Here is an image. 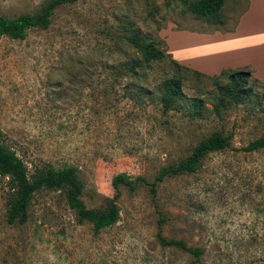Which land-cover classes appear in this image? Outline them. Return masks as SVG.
<instances>
[{
	"label": "rangeland",
	"instance_id": "rangeland-1",
	"mask_svg": "<svg viewBox=\"0 0 264 264\" xmlns=\"http://www.w3.org/2000/svg\"><path fill=\"white\" fill-rule=\"evenodd\" d=\"M51 1L0 0V16L40 14ZM192 1L78 0L57 8L48 29H30L21 41L0 39V142L29 174L45 164L76 167L88 209H102L114 196L116 175L152 183L213 132L232 134L230 148L207 155L195 174L166 178L154 195L143 183L132 194L120 187L119 220L98 234L78 222L63 190L36 192L26 223L8 224L10 191L0 177V264H264V150L242 151L264 136V82L250 67L241 69L251 75L252 97L219 117L215 82L226 83L224 70L194 75L174 60L161 34L234 31L250 2L225 0L220 23L189 13ZM143 39L162 59L144 63L136 47ZM137 62L144 66L133 73ZM170 79L181 82V95L163 112ZM192 99L201 105L194 118ZM159 231L202 254L163 247Z\"/></svg>",
	"mask_w": 264,
	"mask_h": 264
},
{
	"label": "trees",
	"instance_id": "trees-1",
	"mask_svg": "<svg viewBox=\"0 0 264 264\" xmlns=\"http://www.w3.org/2000/svg\"><path fill=\"white\" fill-rule=\"evenodd\" d=\"M78 0H52L40 14H26L18 18L11 19L0 16V39L9 37L13 40H24L26 32L30 29L46 30L51 24V17L55 10L65 5H72ZM225 0H195L186 5V10L198 19L209 22H222L220 11ZM132 40L136 39L135 35ZM136 43V47L141 53L144 63L158 61L162 59L163 53L159 51L154 43ZM144 63L137 62L131 66V71L136 73V69L143 67ZM177 64V63H175ZM177 66H181L177 64ZM194 75L202 76L200 72L194 71ZM226 77L224 85L215 82L218 92L217 103L214 110L220 117L222 109L234 104H242L252 97V90L248 87L250 73L241 69H225L219 77ZM181 82L178 79H170L164 82L160 97V104L163 112L173 110L180 93ZM201 105L198 99L190 100V116L196 117L199 114ZM2 133L0 131V139ZM232 134L224 135L220 131L213 132L209 137L201 140L194 147L190 156L181 160L175 166L163 167L152 183H147L143 178L131 179L125 174H118L112 180L114 196L106 198L102 209H88L81 196L83 194V184L78 176V170L74 166H64L55 168L51 164L36 168L29 174L23 161L14 151L0 142V177L8 180L7 185L10 191L7 202L6 220L10 225H24L28 218V207L34 194L43 189L48 191H61L65 193L66 203L69 209L75 211L78 222H89L98 234L101 230L112 227L119 220V208L117 206L120 197V187L126 188L128 193H134L140 183L147 184L150 192L154 195L156 187L166 178L178 177L184 174L197 173L206 158L211 153H216L230 148ZM264 150V136L248 143L242 148L243 152L254 153ZM163 218L160 219V225ZM157 238L163 247H175L184 250L197 258L202 254L199 249L188 248L182 240H167L159 231Z\"/></svg>",
	"mask_w": 264,
	"mask_h": 264
},
{
	"label": "crops",
	"instance_id": "crops-1",
	"mask_svg": "<svg viewBox=\"0 0 264 264\" xmlns=\"http://www.w3.org/2000/svg\"><path fill=\"white\" fill-rule=\"evenodd\" d=\"M248 1L250 2L248 12L242 15L234 31L225 34L216 32L213 35L162 31L161 34L167 40L170 55L182 66L207 75L217 74L225 69L250 67L255 78L264 82V0ZM256 11L262 13L260 22H255ZM260 18L257 19L260 20ZM247 21L248 24L252 23L249 25L250 28L245 27ZM173 37L176 39L173 47L180 61L173 55ZM179 44L187 47L188 50L183 51L179 48ZM195 49H198L196 54L193 51L189 52ZM203 49L205 53L201 51ZM205 54H209L210 57L201 60Z\"/></svg>",
	"mask_w": 264,
	"mask_h": 264
}]
</instances>
